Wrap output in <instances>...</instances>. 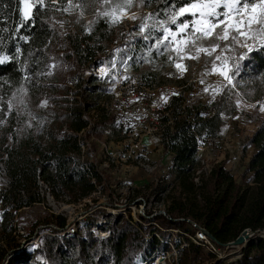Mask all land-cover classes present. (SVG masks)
Segmentation results:
<instances>
[{"label": "trees", "instance_id": "1", "mask_svg": "<svg viewBox=\"0 0 264 264\" xmlns=\"http://www.w3.org/2000/svg\"><path fill=\"white\" fill-rule=\"evenodd\" d=\"M42 1L43 6L35 4L32 18L20 27L21 4L17 5L16 0H0V57L10 58L0 65V172L6 177V185L0 190V264H29L38 253L49 264H137V258L149 260L157 252L170 250L166 240L171 228L179 229L173 239L178 249L173 261L177 264H264V114L258 110L264 102V48L259 45L244 55L239 74L233 80L235 87L228 86L211 106L183 108L182 92L171 97L174 121L163 127L162 144L173 154L172 166L180 190L170 195L167 213L142 216L145 223L142 224L134 223L131 215L126 217L121 211L115 214L102 211L112 218L100 225L96 217L80 222L53 212L38 224H44L43 232L36 225L34 234L23 238L13 234L19 210L46 202L40 182L51 187L56 199L68 196L70 201L79 202L102 188L109 190L112 198L107 206L129 205L115 204L110 176L81 149V144L91 136L101 138L104 127L116 121V115H107L106 111L99 119L88 114L93 104L86 94L96 88L93 80L96 77L85 79L81 69L83 64L90 67L98 63L102 43L114 31L103 19H98L89 31L82 27L63 34L58 21L67 13L59 8L68 0ZM173 3L174 0H146L148 6L156 7L161 19L163 11ZM148 39L138 40L131 53L133 58L147 49ZM72 44L74 52L70 51ZM52 61L55 69L49 73L47 68ZM70 72H75L78 78L74 88L68 85L73 80L69 79ZM28 74H32L34 89L26 84ZM156 74L145 73L142 76L145 84L152 86L148 78ZM237 90L244 100L255 103L254 110L245 113L257 124L247 137V145L253 147V152L246 169L238 180L221 161L212 165L209 172L201 170L197 174L200 138L203 134L217 135L223 125V112H237ZM43 98L49 101L47 107L40 105ZM7 100L12 101V110ZM168 119L167 115L162 117L163 122ZM64 125L70 132H62ZM43 127H49L46 135L41 133ZM95 203L87 208L98 210L100 204ZM191 220L200 223L219 246L236 239L245 229L253 234L239 257L220 258L190 239L189 235L195 233ZM76 221L84 233L63 238L59 233ZM93 228H109L110 233L107 237L96 236ZM46 230L49 232L44 233ZM40 236L44 245L29 250L27 243ZM183 241L187 245L181 247ZM148 264H153V260Z\"/></svg>", "mask_w": 264, "mask_h": 264}, {"label": "rangeland", "instance_id": "2", "mask_svg": "<svg viewBox=\"0 0 264 264\" xmlns=\"http://www.w3.org/2000/svg\"><path fill=\"white\" fill-rule=\"evenodd\" d=\"M34 3H41L43 6L42 3L44 2L42 0H34ZM118 4L122 5V7L116 8L115 6ZM22 8L23 5L21 4ZM155 9V6H148L146 0H143V2L141 0H132L131 7L127 6L126 0H68L62 5V8H59V10L67 13L58 21V26L63 34L69 30L81 29L82 27L86 31H89L90 26L98 19H103L109 25V28L114 31L111 38L102 43L104 48L99 53L100 59L98 63H92L90 67L83 64L81 68L84 70L85 79L90 78L92 75L96 77L93 79L97 85L96 88H91L86 94L87 100L93 104L88 114L92 115L95 119H99L107 111V108L112 106L116 98V92L120 88L115 91L112 90L113 86H111V83L120 77L133 79L145 84V78L142 76L148 73V71L157 72L155 76L148 78L152 86L145 84L146 86L151 88L159 86V81H164L166 84H182L184 87L180 91L184 95V100L203 107L211 106L218 98V95L228 86L235 87L234 82L232 85L225 86L227 82L212 72L213 61L216 55H222V59L227 58L230 67L236 64L240 66L242 64L240 57L244 56L248 51L246 47H241L239 44L232 45L230 40L216 41L221 45V48H225V45L228 46L223 53H221L220 49H217L212 56L200 53L199 59H191L188 56L195 55V49H185L187 55H184V58L181 59L172 50L176 47L175 43L168 48L164 45H161L159 48L155 46L157 39L163 35L160 22H165L166 27L172 28L175 31V26L168 23L170 9L163 11L164 17L162 19L158 16L159 11ZM104 12H108L110 15H101ZM112 19H116L117 22L113 23ZM141 25L147 26L143 32L141 31ZM144 37L149 38L147 49L142 50L138 56L133 58L131 53L134 51V46H136L139 39ZM239 39L241 42H244L245 38L240 37ZM247 43L254 48L259 45V41L254 39H248ZM198 44L209 47L211 41H202L198 42ZM74 50L75 45L72 44L70 51L74 52ZM150 51L153 52L152 55ZM3 57L8 56L3 55L0 58ZM177 63L184 66L183 71L177 69L175 66ZM220 63V61H216L217 65H220ZM47 69V72L52 73L55 69V61H52ZM69 77V79L73 80L68 81V85L74 88L75 82L78 79L75 72H70ZM31 78H28L29 81L26 80V84L28 88L34 89L35 87L32 86ZM40 79L38 78L37 80ZM178 81L180 83H177ZM217 86L221 88L219 92L214 91ZM205 89L208 90L205 91ZM162 93L163 91H158L159 95ZM237 93V112H223V125L217 135L206 136V134H203L200 138V145L198 147L200 162L197 174L201 170L209 172L212 165L221 161L224 162L225 168L229 169L238 180H240L242 173L246 169L253 152V147L247 145V137L253 133L257 124L252 122L245 113L246 111H253L255 103L244 100L238 90ZM7 101L9 109L12 110V101ZM40 105L47 107L49 105L48 99L43 98L40 101ZM261 107H264V102H261L258 106L259 112L264 114V111H261ZM149 109L153 113L154 108ZM112 114L115 113L112 112ZM152 124L150 120L144 118L142 115H136L133 120L129 121L126 128L118 129L117 136L110 142V149L112 151L117 152L118 155H125V152L129 153L131 151L130 146L135 144L139 138H142L141 143L143 146L141 150L138 149L136 152H133L134 157L130 156L126 160L120 159L118 166H112L111 171H105V168H101L100 164H102L106 157L97 140L109 142L110 139H106L103 134L101 138L91 136L86 142L89 146L86 151L87 157L96 159L99 169L104 174L110 176L109 184L111 189L115 191L113 201L115 204L131 205V208H128L131 213L137 211V208L144 209L147 214H155L156 212L167 213L171 203L170 195L178 194L180 190L179 182L176 179L171 162L172 157L158 140V134L152 132L144 135ZM48 128L43 127L41 133L46 135L49 130ZM68 130L67 125H64L62 132ZM141 153L145 154L141 156ZM147 164L151 166L156 165L155 170L151 174L145 171V165ZM5 180V175L0 172V190L6 185ZM40 189L46 196V202L19 210L14 218L16 231L13 234L18 238L34 234L33 228L36 225L37 227L35 228L39 232H43L45 229L43 227L44 224H38L44 217L49 216L53 212L65 214L68 216V219H75L80 222L88 219L90 216L91 218L96 217V222L100 225H105L103 222L108 221V218H112L107 217L102 212L109 213L114 208L106 205L112 199L109 196V190L106 192V190L104 191L101 188L99 189L100 191L79 202H72L68 196H61L59 199H56L51 193V187L42 184V182H40ZM95 198H97L96 203L94 201ZM94 203L100 204L98 206L99 209L96 211V208L89 210L87 207L93 206ZM140 203H143L144 208L140 207ZM77 221L71 226H76L79 229L78 233H84L81 226H79L80 222ZM1 222L2 209L0 207ZM100 227L103 228V226ZM93 231V234L96 236L100 235L98 229L94 228ZM48 232L46 230L44 233ZM43 245L44 241L40 236L28 242L26 246L32 251ZM239 251V248L226 249L225 254L235 259L239 257ZM39 255L42 254H37L35 259H33V264L42 263L38 259ZM43 259H45L44 263L48 262L46 258ZM173 263L177 264L175 261Z\"/></svg>", "mask_w": 264, "mask_h": 264}, {"label": "snow or ice", "instance_id": "3", "mask_svg": "<svg viewBox=\"0 0 264 264\" xmlns=\"http://www.w3.org/2000/svg\"><path fill=\"white\" fill-rule=\"evenodd\" d=\"M16 3L23 5V8L19 9L22 12L19 26L24 27L32 18L35 3L34 0H16ZM126 3L131 7L132 0H126ZM115 7L120 8L122 5L118 4ZM169 12L168 23L175 26V31L166 27L165 22H160L163 35L157 39L155 46L159 48L164 45L168 48L175 43L176 47L172 50L181 59L187 55L185 49H195V55L188 56L191 59H199L200 53L212 56L217 49L223 53L228 46L221 48L216 41L230 40L232 45L239 44L241 47H246L248 52H252L254 47L249 45L247 40L254 39L259 41V47L264 48V0H174ZM101 15L110 14L104 12ZM112 22L116 23L117 20L112 19ZM145 27L147 26L141 25L142 32ZM240 37L245 38L244 42L240 41ZM202 41H211V44L209 47H204L203 44H198ZM244 58V56L240 57L241 60ZM9 59V57L0 58V65L5 64ZM216 61H220V65H217ZM175 66L181 71L184 70V66L180 63ZM239 67L238 64L230 67L227 58L222 59V55H216L212 72L222 77L223 81L227 82L225 85L227 86L233 84L235 75L239 74ZM220 90L219 86L214 89L217 92ZM261 111H264V107H261Z\"/></svg>", "mask_w": 264, "mask_h": 264}, {"label": "built area", "instance_id": "4", "mask_svg": "<svg viewBox=\"0 0 264 264\" xmlns=\"http://www.w3.org/2000/svg\"><path fill=\"white\" fill-rule=\"evenodd\" d=\"M98 70V67H97ZM31 78L32 74H28L27 78ZM32 80V78H31ZM29 81V79L27 80ZM32 82V81H31ZM111 86H113L112 90L119 89L116 92V98L113 101L112 106L107 108L106 114L111 115L112 112L116 114V121L113 125L107 126L104 128L103 134L105 135V138H109L110 141L107 142L101 141L100 139H97L102 147V152L104 153V156L106 159L100 164L102 167L105 168V171H111L112 166H118L119 160H126L130 156L134 157L133 152H136L138 149H142V138H139L138 141L135 144H132L131 151L129 153L125 152V155H118L117 152L112 151L110 149V142L113 141L114 137L118 134V129L120 128H126L129 121L133 120L136 115H142L144 118H147L150 120L153 124L148 127V131L144 133V135L150 134L152 132H156L158 134V140L162 144V135H163V127L168 124H172L174 121V118L172 116V108L170 107L171 97L173 95H178L181 93L180 89L184 87V85H176V84H162L156 87H148L145 84L139 83L138 81H135L133 79H124V77H120L118 80H114L111 83ZM163 91L161 95L158 94V91ZM149 95V98L146 96ZM137 101V102H136ZM137 104V105H136ZM200 105H196V103H190L187 101H183V108L186 107H197ZM149 108H154L153 113H151V110ZM164 115H167L169 119L166 122L162 121V117ZM70 132V130H68ZM163 145V144H162ZM88 143L81 144V149L83 153H86L88 150ZM137 154V153H136ZM145 153H141L140 155L143 156ZM169 154L172 157V165H173V154L169 152ZM139 157V155H137ZM156 168V165L151 166L149 164L145 165V171L149 174H151ZM196 181H198V177L195 178ZM100 191V190H99ZM141 208L143 207V203L139 204ZM131 205H127V208H113L110 212L112 214L122 212L125 214L126 217L128 215H131L132 221L134 223L140 222L142 224H145L143 222L142 216H150V214H147L144 209L137 208L134 213L130 212ZM129 212V213H128ZM163 213V212H159ZM166 213V212H164ZM155 214H158L156 212ZM151 215H154L151 214ZM105 222V221H104ZM191 226L195 228L194 235H189L190 239L195 242L201 244L206 250L212 251L215 253L218 257H228L225 252L226 249H232V248H239L240 250L242 247L246 244L243 243L241 245H234L232 244V241L226 243L223 246H219L215 243V241L207 234L205 228L198 223L195 220H191ZM108 224H106L107 226ZM81 226V224H79ZM161 228V227H160ZM162 229V228H161ZM94 230V228L92 229ZM164 230V229H163ZM171 234L168 236V239L166 240L167 243H169L171 250L168 251H162L157 252L153 256L150 257L148 260H143L142 257L136 259L137 264H148L150 260H153V264H174L173 258L176 257L178 249L175 247L173 239L176 238L177 234L179 233V229H168ZM250 230V229H249ZM79 232V229H77L76 226H69L66 231L60 232L59 234L62 235L63 238L67 237L70 234H76ZM98 232H100V237H107L110 233L109 228L99 229ZM156 236H158L161 240L162 238L158 233H155ZM187 245V242H182L181 247H184ZM240 252V251H239ZM240 256V255H239ZM45 258L42 255L38 256V259L42 261V263L45 262ZM29 264H33V261L30 260ZM46 264H49L47 262ZM111 264V263H110Z\"/></svg>", "mask_w": 264, "mask_h": 264}, {"label": "water", "instance_id": "5", "mask_svg": "<svg viewBox=\"0 0 264 264\" xmlns=\"http://www.w3.org/2000/svg\"><path fill=\"white\" fill-rule=\"evenodd\" d=\"M253 234V232L249 229H245L236 239L232 241L234 245H241L245 243Z\"/></svg>", "mask_w": 264, "mask_h": 264}]
</instances>
